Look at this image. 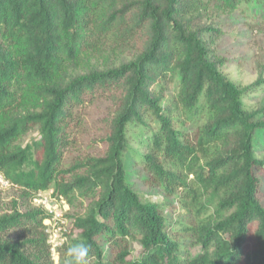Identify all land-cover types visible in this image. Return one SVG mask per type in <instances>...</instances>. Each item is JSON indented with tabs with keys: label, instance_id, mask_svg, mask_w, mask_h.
Masks as SVG:
<instances>
[{
	"label": "trees",
	"instance_id": "obj_1",
	"mask_svg": "<svg viewBox=\"0 0 264 264\" xmlns=\"http://www.w3.org/2000/svg\"><path fill=\"white\" fill-rule=\"evenodd\" d=\"M247 7L264 14V0H0V175L22 202L51 191L73 211L58 264L75 242L85 264H264V119L211 44L210 19ZM129 125L191 217L178 230L127 182ZM22 202L0 208V264H54L49 216Z\"/></svg>",
	"mask_w": 264,
	"mask_h": 264
},
{
	"label": "rangeland",
	"instance_id": "obj_2",
	"mask_svg": "<svg viewBox=\"0 0 264 264\" xmlns=\"http://www.w3.org/2000/svg\"><path fill=\"white\" fill-rule=\"evenodd\" d=\"M245 9V18L236 15L211 18L214 27L219 28L220 34L213 39L211 43L215 55L222 61L221 71L238 86L244 90L241 101L244 107L250 111L260 110V117L264 119V86H258V81H264V14L259 13L251 15L250 7ZM250 25V27H249ZM254 28V31H251ZM99 60H87L86 63L96 65ZM99 64V63H98ZM80 66V65H79ZM80 70V68H79ZM78 70V71H79ZM83 70V69H82ZM172 87H169V93ZM129 139V151L126 155L130 163L127 167V182L131 189L140 195L141 198L157 204L163 211V214L174 224V229H180L183 224H188L191 217L184 211L173 197H168L163 188L154 184L144 171L140 161L142 148L138 142L139 138L146 134L142 128L129 125L127 128ZM32 135L31 137H33ZM264 132H257L256 153L264 155ZM27 139L24 144H27ZM261 194V203L264 205V179L259 188ZM38 194V193H37ZM36 194V195H37ZM48 201L50 211H44L49 216L48 220L43 222L45 234L47 235L50 247L51 258L54 264H58L63 247L69 242L71 236L73 211L67 204L55 197L51 191L41 193ZM36 195L29 202H22L21 194L18 188L8 185L0 175V208L8 209L14 201L26 203L29 208L39 206L34 203ZM23 209L22 207H20ZM43 210V209H42ZM55 214L60 215L59 218ZM187 222V223H186ZM192 247L191 242L187 241L182 247ZM56 249L53 251V248ZM134 256L139 253V247L133 244ZM184 250L182 253L184 254ZM195 247L192 253H197Z\"/></svg>",
	"mask_w": 264,
	"mask_h": 264
},
{
	"label": "clouds",
	"instance_id": "obj_3",
	"mask_svg": "<svg viewBox=\"0 0 264 264\" xmlns=\"http://www.w3.org/2000/svg\"><path fill=\"white\" fill-rule=\"evenodd\" d=\"M89 247L83 242H75L66 249L63 264H85Z\"/></svg>",
	"mask_w": 264,
	"mask_h": 264
},
{
	"label": "built area",
	"instance_id": "obj_4",
	"mask_svg": "<svg viewBox=\"0 0 264 264\" xmlns=\"http://www.w3.org/2000/svg\"><path fill=\"white\" fill-rule=\"evenodd\" d=\"M33 201H34V203H36L37 206H39L44 211H49V213H52L50 211L49 201L41 193H38ZM55 216H57V218L60 217V215H58V214H55ZM55 249H56V247L53 248V251Z\"/></svg>",
	"mask_w": 264,
	"mask_h": 264
}]
</instances>
